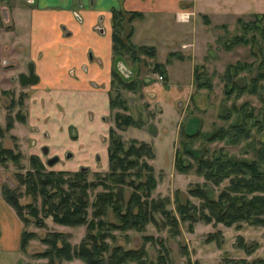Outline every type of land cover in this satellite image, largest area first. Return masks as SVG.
Returning <instances> with one entry per match:
<instances>
[{
  "label": "rangeland",
  "instance_id": "obj_1",
  "mask_svg": "<svg viewBox=\"0 0 264 264\" xmlns=\"http://www.w3.org/2000/svg\"><path fill=\"white\" fill-rule=\"evenodd\" d=\"M217 1H211L210 5L215 8L210 7L211 13L205 12L203 4L206 2H203L189 7L188 10H181L174 16L150 15L130 20L129 13H126L123 22L122 37L127 41L128 35L133 32L130 41L136 48L135 55L138 58L133 59L131 53L122 57L124 70L129 69L128 72L131 74L125 78L129 82L135 81L136 90L130 91L121 87L114 89L113 96L116 98L119 92L120 100L125 103L126 109H122L121 106L115 107L109 124L110 129L115 128L127 144L132 140L151 144L155 157L147 160L154 166L159 180L154 192L155 197L170 196L174 200L176 192H179L182 197L188 198L189 189L199 182H204L203 177L197 175L195 169L182 173L175 166L176 150L177 148L183 150L180 144L183 129L188 132L200 130L209 136L220 127L238 124L245 119L251 135L238 143L232 144L227 141L228 139L208 143L198 137L190 144L198 156L208 150V158L214 151L223 149L232 157L251 161L256 158L258 148L264 142V78H258L259 73L264 71V0H236V4L241 6L240 12L236 15H233L234 9L231 15H219L217 9L220 4ZM229 1L227 4L232 8L233 0ZM21 4H24L22 0H0V30L13 28L14 8L20 7ZM40 4L41 0H38L37 5ZM8 11L12 12L10 21ZM183 14H190L187 22L179 19ZM20 32L25 33V30L21 29ZM143 43L148 44L144 45L147 47L155 46V53L143 52L140 49ZM151 43L154 45H150ZM22 46L19 57L25 58L27 52L25 43H22ZM17 61L19 64L15 67L16 62L9 65L8 61L0 60V124L3 127L7 125L8 114L15 116L21 112L25 116V99L23 104L19 103V95L22 89L31 93V88L20 85L17 78L11 80L13 74L26 71L25 60ZM6 69L12 70L11 73L8 71L5 73ZM196 69L200 76L198 82H205L208 87L198 86L195 79ZM160 75L164 78L160 79ZM242 87L246 90L240 92L239 88ZM11 90L14 95L3 93ZM230 90L232 93H229ZM13 97L16 104L10 110L8 105ZM118 111L131 114L137 124L125 129L117 128L115 114ZM249 112L252 115L245 116ZM228 113L231 114L229 119L222 117ZM15 123L16 129L11 128L6 132V139L3 142L8 146H14L12 143L18 144L17 150L23 155L22 171L32 168L30 162L32 155H38L47 170L75 172L86 167L87 178L90 181L96 179L97 173L104 174L109 170L108 158L86 161L66 157L60 159L59 156L50 154L51 152L44 154L39 147L33 149L26 143L24 122L15 120ZM151 123L157 127L155 134L149 132ZM11 133H16L19 137L12 140ZM55 157L58 161L54 165H49L48 160ZM184 158L189 162L194 160L186 155ZM18 170L20 168L13 163L0 165V182L17 185L15 173ZM222 187H215L217 194ZM100 189L102 188L99 187L96 192ZM130 190L128 188L127 196ZM192 199L198 202L196 198ZM22 202H33V197L26 195ZM171 207L174 208L175 203ZM91 210L92 208L90 212ZM110 219L116 221L113 213H110ZM46 223L45 227L37 226L35 221L24 225V229L35 231L37 237L30 240L25 251H20L19 264H48V259L38 256V253L46 249L41 238L48 232L69 233L73 244L79 243L87 232L86 226L60 225L51 217L46 219ZM168 230V227H163L160 223L149 224L143 232L134 229L118 230L114 231L116 237L112 242L126 249L145 247L153 264H159L160 255L167 257L166 264H230L231 260L239 258H247L249 261L264 260V227L244 223L241 229H237L223 224L197 222L191 231L189 223L182 222L178 235L174 236ZM219 230L222 234L209 241V235ZM145 234L163 239L169 251L166 252L159 242H145L143 238ZM241 236L244 239H240ZM241 240L253 248L251 255L239 247ZM57 264L85 263L75 259Z\"/></svg>",
  "mask_w": 264,
  "mask_h": 264
},
{
  "label": "trees",
  "instance_id": "obj_2",
  "mask_svg": "<svg viewBox=\"0 0 264 264\" xmlns=\"http://www.w3.org/2000/svg\"><path fill=\"white\" fill-rule=\"evenodd\" d=\"M128 13L130 20L143 16L137 11ZM125 16L123 10H113L114 57L118 59L131 53L133 59L137 60L136 48L130 41L133 32L128 35L127 41L122 37ZM140 49L149 54H154L156 50L155 46L144 45L140 46ZM199 78L196 69V82ZM258 78H264V71L259 73ZM112 83L117 89L121 87L130 91L136 90L135 81H127L116 69L113 71ZM206 85L208 84L205 82H198L199 87H208ZM239 89L240 92L246 90L244 87ZM232 90L229 93H232ZM3 93L12 94L9 91ZM25 96L24 93L20 95L19 103L23 104ZM120 97V93L117 92L116 98H112V108L121 106L125 110V103ZM15 104L13 97L8 108L12 110ZM251 115L249 112L245 116ZM230 116L228 113L222 117L229 119ZM7 120L5 127L0 124V165L13 163L20 170L15 173L17 185L1 183L5 201L15 210L24 225L35 221L37 226L45 227L46 219L51 217L60 225L87 227L83 239L75 244L71 242L70 234L62 231L48 232L42 237L41 241L46 245V249L38 253V256L48 259V264L71 262L75 259L85 264H153L145 247L126 249L112 242L116 237L114 231L134 229L143 232L151 223H160L163 227H168L169 233L174 236L180 233L182 222H188L191 231L197 222L223 224L237 229H241L244 223L264 227V142L260 144L256 158L251 161L232 157L223 149L214 151L210 158L207 156L208 150L198 156L190 146L198 137L208 143L227 139L232 144L238 143L251 135L245 119L238 124L220 127L209 136L200 130L197 132L182 130L180 144L183 150L177 148L175 166L182 173L195 169L197 175L203 177L204 182L190 188L188 198L176 192L174 200L170 196H154L159 180L154 166L147 160L153 159L155 153L151 144L146 141L132 140L127 144L112 127L109 130L108 144L109 170L104 174L97 173L96 179L92 181L87 178V170L80 169L75 172L47 170L38 155L30 157L32 168L24 172L21 170L23 155L17 150L18 144L8 146L3 140L6 132L13 127L14 121L25 122L26 117L18 112L15 116L8 114ZM115 121L119 129L137 124L131 114L120 111L116 112ZM11 137L17 139L13 135ZM184 155L193 158V162L187 161ZM99 187L102 189L96 192ZM215 187H222L218 194ZM128 188L131 189L129 196ZM26 195L32 196L33 202L23 203L22 198ZM192 198H196L198 202ZM174 203L173 208L171 205ZM110 213L114 214L116 221L110 219ZM218 234L222 232L219 230L211 233L209 241L215 240ZM35 237H37L35 231L24 229L21 249L25 251L30 240ZM143 238L145 242H159L166 252L169 251L163 239L146 234ZM240 239L244 237L241 236ZM239 247L248 255L254 251L243 240ZM166 262L167 257L160 255L159 264ZM230 264H264V260L249 261L247 258H239L231 260Z\"/></svg>",
  "mask_w": 264,
  "mask_h": 264
},
{
  "label": "crops",
  "instance_id": "obj_3",
  "mask_svg": "<svg viewBox=\"0 0 264 264\" xmlns=\"http://www.w3.org/2000/svg\"><path fill=\"white\" fill-rule=\"evenodd\" d=\"M80 1L78 5L76 0H41L39 7L25 8L23 15L14 13V27L0 30V56L12 63L20 55L18 44L25 43L26 57L35 60L40 79L30 87V96L25 101L26 120L20 122L26 126L27 145L41 151L47 146L50 154L60 159H107L115 60H118L116 69L126 77L131 76L124 71L123 59L114 57L113 10L167 17L206 2L203 9L211 13L212 0ZM218 1L219 15H231L233 9V15L240 12L236 0L232 1V8L227 4L229 0ZM63 26L71 33H65ZM71 68H75V75L70 74ZM9 69L5 73H11ZM15 124L14 121L13 130ZM12 135L19 137L16 133ZM23 230V222L3 198L0 182L1 264H19Z\"/></svg>",
  "mask_w": 264,
  "mask_h": 264
},
{
  "label": "flooded vegetation",
  "instance_id": "obj_4",
  "mask_svg": "<svg viewBox=\"0 0 264 264\" xmlns=\"http://www.w3.org/2000/svg\"><path fill=\"white\" fill-rule=\"evenodd\" d=\"M23 2H24V4H21V6L20 7H15L14 8V12H13V14L14 13H21V12H25V8H27V9H31V8H35V7H39V5H37V1L38 0H22ZM76 2H77V4L78 5H80L81 4V1L80 0H76ZM5 9H7V7H5ZM20 9H22V10H20ZM120 9V8H119ZM9 10V9H8ZM115 10V9H114ZM120 10H123V9H120ZM124 11V10H123ZM125 13H128V12H131V11H124ZM134 12V11H133ZM138 12V11H137ZM8 13L10 14V15H8L9 17V21L10 20H12V18H10L11 17V14H12V12H9L8 11ZM23 15V14H22ZM76 15V17L78 18V14H75ZM7 16V15H6ZM14 17V16H13ZM137 17H139V16H137ZM133 20V19H132ZM13 24L15 25V20L13 19ZM2 25V24H1ZM14 25H13V27H14ZM112 28H113V22H112ZM1 29V28H0ZM63 29H64V32L65 33H69L70 32V30L69 29H67L66 28V26H63ZM19 33V32H18ZM71 33V32H70ZM19 35H21V33H19ZM19 46L17 47V51H18V53H20V51H22V48H23V46H22V44L21 43H19L18 44ZM26 50H27V48H26ZM28 53V51L25 53V58H20L19 56H17L16 58H14L13 59V62L12 63H9V65H12V64H14V62H16V64H15V67L17 66V64H19V62L17 61V60H25L24 62H25V64H26V71H22V72H19L17 75L16 74H13L12 76H11V80H16V78L18 79V81H19V83H20V85H22V86H25V88L26 87H31V86H34V85H37L38 83H39V76H38V74H37V71H36V64H35V60H32L31 58H27L26 57V54ZM21 54V53H20ZM0 60H6V62L8 61L4 56L2 57V56H0ZM22 61V62H23ZM117 61L118 60H115V63H114V68L116 69L117 68V66H116V64H117ZM9 62V61H8ZM116 66V67H115ZM31 67H33L34 68V71H35V74H36V76L38 77V81H37V83L36 84H31V83H26V84H23V82H22V80H21V75L23 74V75H25L26 77H28L29 78V74H30V68ZM83 68L84 69H86V67H84L83 66ZM114 68H113V71H114ZM117 70V69H116ZM113 71H112V79L111 80H113ZM118 71V70H117ZM125 71V70H124ZM128 70H126L125 72H126V74H130L129 72H127ZM70 74L71 75H75V68H71L70 69ZM120 74H121V72L120 71H118ZM121 76L123 77V78H125L126 77V75H123V74H121ZM126 79V78H125ZM114 87H113V83H112V89H111V92L112 91H114ZM11 93L14 95V93H13V90H11ZM26 94V96H25V101H26V99L30 96V92H28V90H25V89H22L21 90V93H20V95L21 94ZM113 93V92H112ZM11 94V95H12ZM20 95H19V97H20ZM43 152V151H42ZM44 153V152H43ZM45 154V153H44ZM48 154H49V151H48ZM55 156H58V155H55Z\"/></svg>",
  "mask_w": 264,
  "mask_h": 264
},
{
  "label": "water",
  "instance_id": "obj_5",
  "mask_svg": "<svg viewBox=\"0 0 264 264\" xmlns=\"http://www.w3.org/2000/svg\"><path fill=\"white\" fill-rule=\"evenodd\" d=\"M21 80H22L23 84H26V83L36 84L37 81H38V77L35 74L34 68L33 67L30 68L29 78L22 74L21 75ZM149 132L152 133V134H155L157 132V127H156V125L154 123H151L149 125ZM48 151H49V148L47 146H45L43 148V152L45 154H48ZM57 161H58L57 157L51 158V159L48 160V164L49 165H54ZM86 169H87L86 167H82V170H86Z\"/></svg>",
  "mask_w": 264,
  "mask_h": 264
},
{
  "label": "clouds",
  "instance_id": "obj_6",
  "mask_svg": "<svg viewBox=\"0 0 264 264\" xmlns=\"http://www.w3.org/2000/svg\"><path fill=\"white\" fill-rule=\"evenodd\" d=\"M179 19L184 21V22H187V16H181V17H179Z\"/></svg>",
  "mask_w": 264,
  "mask_h": 264
},
{
  "label": "built area",
  "instance_id": "obj_7",
  "mask_svg": "<svg viewBox=\"0 0 264 264\" xmlns=\"http://www.w3.org/2000/svg\"><path fill=\"white\" fill-rule=\"evenodd\" d=\"M189 15H190V14H183V15H181V16H187V18H188ZM181 16H179V17H181ZM162 78H164V76L160 75V79H162Z\"/></svg>",
  "mask_w": 264,
  "mask_h": 264
}]
</instances>
